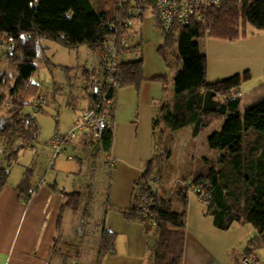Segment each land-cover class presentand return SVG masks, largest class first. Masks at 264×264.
I'll use <instances>...</instances> for the list:
<instances>
[{
	"label": "trees",
	"instance_id": "16d2710c",
	"mask_svg": "<svg viewBox=\"0 0 264 264\" xmlns=\"http://www.w3.org/2000/svg\"><path fill=\"white\" fill-rule=\"evenodd\" d=\"M156 3L157 0H141L140 4L138 0H0V48L7 56L6 68L0 67V105L6 100L2 87L10 85L9 118L3 127L0 124V134L5 139L0 155V193L20 151L34 146L40 136L36 117L23 112L24 106L31 103L37 84L22 69L37 58L43 40L69 49L86 45L102 58L104 69L107 38L120 31L129 39L133 25L126 27L124 23L134 22L148 11L154 12ZM247 24L264 30V0H223L221 7L207 9L200 20L176 26L171 32L162 28L163 42L158 53L167 66L173 67L168 56L177 47L174 52L178 70L173 78L172 97L162 103L159 114L153 118V134L161 125L173 131L192 126V135L197 137L217 122L224 123L208 139L209 147L216 153L214 158L203 157L195 172L184 175L187 186L177 191L181 209L176 210L168 193L161 194L154 184L161 171L154 172L152 160L136 180L131 205L123 213L127 220L142 224L147 236L153 237V243L152 240L149 243L150 264H183L191 189L199 190L196 193L206 201L207 214L212 216L216 227L227 230L234 223L245 221L253 224L264 240V91L249 92L247 102L242 103L238 89L251 77L249 71L208 82L207 56L195 41L205 33L236 40L245 35ZM84 72V90L92 104L95 83L90 80L92 72L87 69ZM106 75L115 81L114 86L105 90L115 103L119 89L126 86L139 89L145 81L143 60L123 61L116 72ZM155 79L165 81L166 77ZM261 87L264 89V84ZM86 138L79 139L80 143L90 146L89 141H84ZM88 140L93 141L91 137ZM112 145L111 128L104 132L100 149L109 153ZM31 177L32 170L28 169L18 185L26 203L35 192ZM56 187L53 184L52 188ZM60 191L65 203L59 230L64 212L71 209L77 214L83 203V192ZM115 240L116 233L102 228L98 264L105 255L115 253Z\"/></svg>",
	"mask_w": 264,
	"mask_h": 264
},
{
	"label": "rangeland",
	"instance_id": "374dc122",
	"mask_svg": "<svg viewBox=\"0 0 264 264\" xmlns=\"http://www.w3.org/2000/svg\"><path fill=\"white\" fill-rule=\"evenodd\" d=\"M149 12L151 11L147 13ZM151 13L157 20L154 12ZM136 19L140 20L141 18L136 17ZM245 32V35L232 41L211 37L206 33L195 39L200 44L202 53L207 56L208 82L220 81L238 73L243 74L245 71H249V67L242 63H249L254 60L253 58L257 60L256 65L252 67L254 70L250 71L251 77L244 80L238 89L243 104L247 102L249 92L251 93L255 89L264 91L261 87L264 84V72H262V52L264 50L262 52L250 50L254 46V42L264 43L262 40L264 30L247 24ZM124 36L126 37L125 34ZM126 40L129 44V39ZM174 51L177 52V47ZM174 51L172 50L168 56L173 67L167 66L164 59H161L164 68L163 75L166 80L157 82L160 95L152 105L143 104V107L148 110L147 128H138L135 124L136 120L129 124L128 138L131 141V151L122 155V159L117 158L114 166L117 163L118 165L119 163L130 165L138 168L142 175L152 160L154 172L161 171L159 175L157 174L154 184L161 194L168 193V196L173 200L174 208L179 210L182 208V203L177 191L179 187L187 186L183 179L184 175L195 172L203 157L214 158L216 153L209 147L208 139L212 133L222 128L224 122H217L202 131L197 137L192 135V126L173 131L161 125L155 135L153 134L152 119L159 114L162 103L170 100L173 95V78L178 70V59ZM99 61L101 66L97 70L102 72V58L91 53L88 46L82 45L69 49L56 42L43 40L37 58L22 69V73L37 84L35 95L30 97L31 103L24 106L23 112L36 117L41 131L38 142L34 146L20 151L18 159L11 166L9 179L19 181L26 171L31 169L32 183H39V185L52 183L68 192H83L80 212L75 214L71 210H67L64 214L63 229L61 226L49 264H98L100 245L95 232L96 228L100 227L99 222L104 216L108 198L111 197L117 180L113 173V166L108 160V154L100 149V145L88 138L84 141H89L91 145L84 142L85 147L78 149L74 154L76 159L59 157L53 166H50L52 152L48 141L54 133L67 132L72 127L78 113L86 107L84 67H96L99 65ZM230 64L242 65L237 67L236 72L230 74L227 72ZM6 66L7 56L0 48V67L4 69ZM95 74L96 71L93 70L90 75L92 77ZM9 87L10 85L7 83L2 87L6 100L0 105V124L2 119L9 118L7 112L9 109L8 98L10 99L7 96ZM40 101L41 105L38 104ZM136 110L135 106L134 113ZM145 134L147 135L145 136ZM144 136L149 151L146 154H140L136 151L137 143H141ZM3 139L0 134V147L4 145ZM70 150L68 149V152L72 153ZM79 157L83 158L81 164H78ZM71 166H74V169ZM188 199V212L192 206V214L201 212L202 209H205L207 213L206 201L195 190H189ZM150 240L153 243V237H150Z\"/></svg>",
	"mask_w": 264,
	"mask_h": 264
},
{
	"label": "crops",
	"instance_id": "0c3cea01",
	"mask_svg": "<svg viewBox=\"0 0 264 264\" xmlns=\"http://www.w3.org/2000/svg\"><path fill=\"white\" fill-rule=\"evenodd\" d=\"M129 31L131 48L124 55L123 61L142 59L145 81L139 89L134 86L122 87L115 98L112 112L113 145L107 154L117 180L111 197L108 198L104 216L99 222L100 227L96 228L95 232L99 245L102 228L116 233L115 253L102 257L100 264H150L151 240L144 226L127 220L123 213V210L131 205L134 184L142 175L138 168L121 163L114 166V163L117 158L122 159V155L131 151L129 124L136 120L138 128H147L148 110L143 104L152 105L160 95L158 80L155 78L164 74L162 57L158 53V48L163 42V32L151 12L146 13L140 20H135ZM250 50L262 52L264 43L254 42ZM91 53L95 54L92 51ZM253 59L249 63H242L249 67V72L254 70L252 67L257 63V60ZM262 59L264 72V51ZM242 64H230L227 72H236L237 67ZM100 66L99 61L96 67L85 66L84 69L91 72L95 70L98 74L97 69ZM83 81L86 82L85 76ZM84 99L87 100V105L83 109L91 105L86 93ZM75 120L76 118L73 123ZM145 136L141 143H137L136 151L140 154L149 151ZM84 147L80 140H77L68 145L72 152L68 153L74 155L78 149ZM56 161L57 159L52 160L51 154L50 166ZM81 163L83 158L79 157L78 164ZM71 167L74 169V166ZM21 180L9 179L0 193V264H49L55 240L57 241L59 235L58 224L65 198L60 191L62 189L57 185L55 190L52 183L39 185L33 182L35 192L26 203L18 189ZM188 213L183 264H241L242 257L250 253L256 256L257 264H264V240L259 237L253 224L242 221L234 223L227 230H221L216 227L212 216L208 215L205 209L192 214L190 206ZM63 219L64 215L60 222L62 229Z\"/></svg>",
	"mask_w": 264,
	"mask_h": 264
},
{
	"label": "built area",
	"instance_id": "2783aa9c",
	"mask_svg": "<svg viewBox=\"0 0 264 264\" xmlns=\"http://www.w3.org/2000/svg\"><path fill=\"white\" fill-rule=\"evenodd\" d=\"M223 0H157L154 14L166 32H171L176 26H186L192 20H200L204 12L209 8H219ZM141 3V0H138ZM135 11H133L134 13ZM135 14V13H134ZM202 16V17H201ZM133 24L132 20L124 23L128 27ZM129 44L126 37L115 31L105 42V67L102 72L91 77L95 85V99L93 103L78 113L72 127L67 132H57L48 141L53 158L64 157L73 159V155L68 153V145L82 137L92 138L100 145L101 138L107 129L112 128V112L114 100L108 97L106 88L115 85V81L110 75L118 70L123 62L124 55L128 52ZM42 104V102H38ZM3 139V143H4ZM3 147H0V155ZM190 191H193L192 189ZM199 192L198 189H195ZM241 264H257L254 255H245L241 259Z\"/></svg>",
	"mask_w": 264,
	"mask_h": 264
},
{
	"label": "water",
	"instance_id": "95a60500",
	"mask_svg": "<svg viewBox=\"0 0 264 264\" xmlns=\"http://www.w3.org/2000/svg\"><path fill=\"white\" fill-rule=\"evenodd\" d=\"M2 127L5 125V119H2Z\"/></svg>",
	"mask_w": 264,
	"mask_h": 264
}]
</instances>
